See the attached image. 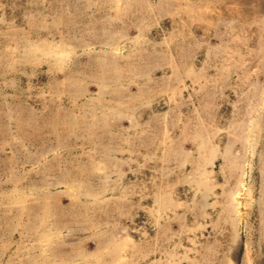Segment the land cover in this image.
Segmentation results:
<instances>
[{"label":"rangeland","instance_id":"obj_1","mask_svg":"<svg viewBox=\"0 0 264 264\" xmlns=\"http://www.w3.org/2000/svg\"><path fill=\"white\" fill-rule=\"evenodd\" d=\"M125 1L0 0V264H264V0Z\"/></svg>","mask_w":264,"mask_h":264},{"label":"bare ground","instance_id":"obj_2","mask_svg":"<svg viewBox=\"0 0 264 264\" xmlns=\"http://www.w3.org/2000/svg\"><path fill=\"white\" fill-rule=\"evenodd\" d=\"M124 1H125V0H124ZM130 1H131V0H130ZM125 2L127 3V2H129V1L126 0ZM116 255H117V254H116ZM142 255H143V254H142Z\"/></svg>","mask_w":264,"mask_h":264}]
</instances>
